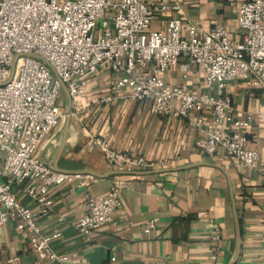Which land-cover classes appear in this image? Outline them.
<instances>
[{
	"label": "crops",
	"instance_id": "obj_1",
	"mask_svg": "<svg viewBox=\"0 0 264 264\" xmlns=\"http://www.w3.org/2000/svg\"><path fill=\"white\" fill-rule=\"evenodd\" d=\"M244 1L144 3L158 9L150 31L163 32L169 20L179 19L198 22L205 32L223 28L231 41L240 42L237 15ZM186 64L187 60L180 58L158 77L187 93L216 95V87L205 84L204 72L192 65L184 69ZM114 76L106 66L87 79L76 97L80 110L71 109L56 166L61 172L145 174L109 175L81 188H51L47 193L49 212L39 225L46 235L60 234L51 242L54 251L68 256L71 264H230L236 256L238 224L240 252L235 264H264V166L248 171L222 149L205 155L198 145L203 136L185 120L156 114L152 101L134 100L129 89H112ZM225 93L231 101L226 130L236 129L245 135V147L255 149L264 165V90L235 79L227 83ZM61 95L67 108L60 89ZM58 105L63 108L60 98ZM203 115L208 118V111ZM64 123L65 119L36 148L39 160L53 170ZM237 123L243 125L236 127ZM93 138L108 140L114 151L141 156L153 168L116 170L92 144ZM113 184L122 186L121 206L108 225L85 241L75 229L76 221L87 211L88 198L106 195ZM13 191L23 206L35 209L19 185ZM152 219L157 223L146 232V223ZM17 225L11 219L0 233V264L13 257H19V264H39L27 235Z\"/></svg>",
	"mask_w": 264,
	"mask_h": 264
},
{
	"label": "built area",
	"instance_id": "obj_2",
	"mask_svg": "<svg viewBox=\"0 0 264 264\" xmlns=\"http://www.w3.org/2000/svg\"><path fill=\"white\" fill-rule=\"evenodd\" d=\"M157 10L144 0H0V233L15 219L39 264H71L51 245L60 234L46 235L40 229L39 220L49 212L48 191L97 180L56 172L36 155L38 144L65 119L58 105L60 83L68 90L71 108L80 110L76 97L87 79L107 66L115 74L112 89H129L134 100L152 101L156 114L185 120L203 136L198 145L205 155L222 149L248 171L264 166L258 152L245 147V135L225 128L231 105L227 83L241 79L264 90V0L239 5L240 42L231 41L223 28L205 32L198 22L179 19L169 20L163 32L150 31ZM180 58L187 60L184 69L192 65L204 72L205 84L214 85L216 95L187 93L158 77ZM91 141L116 170L153 168L141 156L112 150L106 139ZM16 185L35 209L20 203ZM121 189L113 184L106 195L88 198L87 211L75 224L85 241L113 220ZM156 223L148 221L146 232ZM19 260L13 257L5 264Z\"/></svg>",
	"mask_w": 264,
	"mask_h": 264
},
{
	"label": "water",
	"instance_id": "obj_3",
	"mask_svg": "<svg viewBox=\"0 0 264 264\" xmlns=\"http://www.w3.org/2000/svg\"><path fill=\"white\" fill-rule=\"evenodd\" d=\"M60 86H61V90L64 92L66 98H67V101H68V105H67V108H66V113H65V123H64V130H63V138H62V141H61V144L59 146V149L56 153V156H55V161H54V166L56 167V172H61L58 168H57V161L61 155V152L63 150V147L65 145V137H66V133L68 131V126H69V123H70V119H71V99H70V96H69V93H68V90L66 88V86L63 84V83H60ZM61 173H68V174H76V175H89V176H92V177H95V178H107L109 175H124V174H145V173H135V172H125V171H115V172H111L110 174L108 175H100V174H97L93 171H85V172H61ZM236 241H237V251H236V256L234 258V260L230 263V264H235L238 257H239V252H240V233H239V227H238V224H237V230H236Z\"/></svg>",
	"mask_w": 264,
	"mask_h": 264
},
{
	"label": "rangeland",
	"instance_id": "obj_4",
	"mask_svg": "<svg viewBox=\"0 0 264 264\" xmlns=\"http://www.w3.org/2000/svg\"><path fill=\"white\" fill-rule=\"evenodd\" d=\"M60 99H61V101H63V110H64V112H65V109H66V99H65V97L64 96H60Z\"/></svg>",
	"mask_w": 264,
	"mask_h": 264
}]
</instances>
